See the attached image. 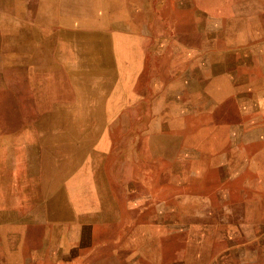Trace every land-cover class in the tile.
<instances>
[{"label":"rangeland","instance_id":"obj_1","mask_svg":"<svg viewBox=\"0 0 264 264\" xmlns=\"http://www.w3.org/2000/svg\"><path fill=\"white\" fill-rule=\"evenodd\" d=\"M88 1L0 0V264H264V0Z\"/></svg>","mask_w":264,"mask_h":264},{"label":"crops","instance_id":"obj_2","mask_svg":"<svg viewBox=\"0 0 264 264\" xmlns=\"http://www.w3.org/2000/svg\"><path fill=\"white\" fill-rule=\"evenodd\" d=\"M38 4H40V0H36ZM44 1V7L45 8H59V12L64 15L63 10H65V16H68L73 10L74 7H76L79 10V14L81 13L82 7L84 2H89L88 0H42ZM27 3L31 6V4ZM46 12V10H44ZM262 134V133H261ZM262 181H264V178H261ZM257 241L260 243V245H264V226L259 230L258 233H256ZM264 260V259H263Z\"/></svg>","mask_w":264,"mask_h":264}]
</instances>
